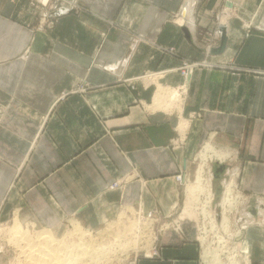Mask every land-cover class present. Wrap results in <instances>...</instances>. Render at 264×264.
Returning a JSON list of instances; mask_svg holds the SVG:
<instances>
[{
    "label": "crops",
    "instance_id": "1",
    "mask_svg": "<svg viewBox=\"0 0 264 264\" xmlns=\"http://www.w3.org/2000/svg\"><path fill=\"white\" fill-rule=\"evenodd\" d=\"M62 1L47 24L29 0H0V220L62 236L138 202L173 216L178 176L210 146L245 197L241 250L264 264V220L247 218L264 213V0ZM187 61L211 66L185 80ZM198 228L184 217L137 264H201Z\"/></svg>",
    "mask_w": 264,
    "mask_h": 264
},
{
    "label": "built area",
    "instance_id": "2",
    "mask_svg": "<svg viewBox=\"0 0 264 264\" xmlns=\"http://www.w3.org/2000/svg\"><path fill=\"white\" fill-rule=\"evenodd\" d=\"M10 1L15 2L16 0ZM29 1L32 5L38 6L43 10L44 15L41 19L47 24L52 23L55 20L59 11L69 9V6H67L62 0ZM225 1L231 2V0ZM169 51L173 53V49H169ZM209 66L211 65L204 61H187L181 67V74L185 77V80H187V76L193 69ZM143 77L151 78L149 74ZM185 80L175 91L179 97H182L186 93L187 83ZM184 175H179L178 180H180V182L183 181L185 185L186 179ZM134 178H136V175L132 173L126 174L115 180L110 187L114 189H123L124 186ZM231 186V197L234 196L236 199L238 198L239 203L243 202L245 197L242 195L238 184L235 181H232ZM204 199V195L199 197V203H197L199 205V207H197L199 211L204 205ZM200 215L204 220L209 222L206 217H203L202 214ZM171 217L172 216H156L152 211H145L142 208V205L138 202L135 205L122 207L115 220L109 222L103 228L93 231V233H96L94 237L90 235H84V237H77L73 235L70 237L69 235H66L65 237L68 241L74 240L75 242H84L86 245L94 244V246H97L96 244H103L102 246L104 249L100 246V251L95 253L96 257L100 260V262L97 264H137L140 258L158 257V243L162 233L169 229H173L177 233H182L181 218L178 217V219L175 220H168ZM197 220L199 221V219ZM208 222V227L212 229L210 223ZM135 223L137 224L136 226H134ZM200 223L201 224H199L198 233L199 236L202 235L201 238L204 240L207 237L206 232H209V230H207L206 227L202 225L203 222ZM111 226H113L112 229H110ZM132 226L134 227L132 228ZM72 229L73 227H71L69 230ZM213 230H215L216 233L212 232V238H214L212 241V251L214 250L217 252L221 262L224 259L228 260V257L232 256L239 260L241 264H250L248 253L239 248L237 249V244L240 243V234H234L235 236L232 235L228 237L219 229ZM65 233H68V231ZM65 233L57 239L63 238ZM68 236L70 238H68ZM200 244L204 251L202 240H200ZM81 261L82 264H96L90 262L89 259H84ZM200 261L201 264H206L203 257Z\"/></svg>",
    "mask_w": 264,
    "mask_h": 264
},
{
    "label": "bare ground",
    "instance_id": "3",
    "mask_svg": "<svg viewBox=\"0 0 264 264\" xmlns=\"http://www.w3.org/2000/svg\"><path fill=\"white\" fill-rule=\"evenodd\" d=\"M170 96L173 97V95ZM163 105H165V103ZM182 121L183 122L181 123L180 126L181 130L184 129L183 128L184 120ZM206 155L207 157H214L216 159H221L224 157L221 153L217 151L214 152L210 146L204 147L203 151H201V156H206ZM207 173L208 172L207 171L205 172L203 167L200 166L196 172L195 180L192 182H189L187 180L185 181L186 202H185V208L183 210V214L190 216L192 212L191 205L193 204L194 206L196 200L198 201L199 197L201 195H204L205 204L203 205L199 213L202 214L203 217H206V219L209 220L208 223H210L212 229L216 228L222 232L224 231L226 232L227 229L229 228L228 227L229 221H231L230 220L231 217H229L230 213L236 210L237 208L236 205L239 204V200L238 198L236 199L234 196L231 197L232 181L231 180L228 181L226 183V186H224L225 187L223 192L224 195L221 200L222 212L220 214L221 215L220 226H218L217 225L218 218L216 219L215 214L211 211L212 209L210 208V204L213 199V194L211 191L210 180L208 179V177H206L209 176L210 173L209 175H205ZM209 208L211 210H209ZM136 225L137 224L135 223L134 226ZM134 226H132V228ZM110 229H112V226L110 227ZM0 230L1 231L3 230L2 227L0 228ZM68 234L69 236L73 235L77 237H84V235H90L93 237L96 235L95 232L93 233V231L86 230L75 224L72 231L68 232ZM5 235L7 236L9 243L15 245L18 249L21 250V253L25 257V260L28 261L27 262L28 264H79V262L82 263L81 260L84 259H89L90 262L97 264L100 262V260L96 257L95 253L100 251L99 249L100 246L101 248L104 249V247L102 246L103 244L94 246L92 244L86 245L84 242H79V243L69 242L68 240H66L67 239L65 237L66 235L63 236V238L57 239L54 237L51 231L45 229L37 232L31 230L27 231L26 229H22L19 221L16 219H14L12 226L6 228ZM203 259L206 264H241L239 260H237L232 256H229L228 260L225 263L221 262L217 252L214 250L212 251L207 245L203 251Z\"/></svg>",
    "mask_w": 264,
    "mask_h": 264
},
{
    "label": "rangeland",
    "instance_id": "4",
    "mask_svg": "<svg viewBox=\"0 0 264 264\" xmlns=\"http://www.w3.org/2000/svg\"><path fill=\"white\" fill-rule=\"evenodd\" d=\"M235 2H236V0H231L232 5ZM176 89L177 88L173 89L171 91V93H172L173 97L175 96V98H179L178 94H175ZM203 149H204V147H203ZM203 149L201 151H203ZM201 151L198 153L197 157L191 162L190 170L188 172V176L186 177V180L189 182L194 181L195 176H196V172L200 166L203 167L205 172L206 171L208 172L205 175H209V173H210L209 176H206L210 180L211 191L213 194V199H212V202L210 204V208L212 210L210 208H209V210H211L215 214L216 219L218 218L217 225L220 226V216H221L220 214L222 212V206H221L222 201L221 200H222V197L224 195V193H223L224 189H225L224 186H226V183L228 181H230V180L234 181V179H232V177H233L232 174L225 175V171L227 172V169H229V167H230V162L225 161V160L219 161L218 159H216L214 157H207V155L201 156ZM203 157L206 161L203 159ZM206 163H207V165H206ZM204 165H205V167H204ZM220 169L224 170V173H220V171H218ZM219 188H222V191L220 193H217V189H219ZM185 189H186V187L183 184L182 204L179 207V209L175 212V214L171 218H169L168 220H171V219L175 220V219H178V217L181 218V220H183L184 217H190L192 219H196V218L199 219L200 222H203L202 225H204L206 227V229L209 230V232H206L207 237L204 239V241L201 238L202 235L199 236V238H200V240H202V244H203L204 248L207 245L212 250V241L214 240V238H212V236H213L212 232L216 233L215 230L213 231V229H216V228L210 229L207 225L208 221L204 220L202 218V216L199 214V210L197 209V207H199V205L197 204V203H199V199H198V201L196 200V203L194 204V206H193V204L191 205L192 212H191L190 216L183 214V210L185 208V202H186ZM236 207H237L236 210H234L230 213L229 217H231L230 218L231 221H229V224H228L229 228L227 229L226 232L224 231L225 234L228 233L227 234L228 237L232 236L234 234H236V235L241 234V231L239 232L238 226L237 227L235 226L237 219H238V217H236V215H238V213H244V211H246V210H245V207L242 204V202L237 204ZM248 217H250L251 219H254L256 222L259 223L260 221L264 220V213H262L256 217H252V215L250 213H247V218ZM14 219H16V220L18 219L16 214L8 216L7 218H5V220H0V228L2 227V229H3L2 231L0 230L1 231L0 232V264H28L27 263L28 261L25 260V257L21 253V250L18 249L15 245L9 243L7 236L5 235L6 228L12 226ZM200 222H199V224H201ZM19 223H20V220H19ZM20 225H21L22 229H26L27 231L31 230V231L37 232V231L44 230L43 228H39V227L30 225V224H23L22 222L20 223ZM70 231H72V230H68V232H70ZM221 234H223V233H221ZM65 235H69V234L65 233ZM203 236H205V235H203ZM54 237L58 238L60 236L54 235ZM70 237H68V238H70ZM69 242H75V241L73 240V241H69ZM77 243H79V241ZM96 245H99V244H96ZM100 245H102V244H100ZM237 245H238L237 249L238 248L241 249L240 245L239 244H237ZM140 250H142V249H140ZM226 261H227V259H224L222 262L225 263ZM79 264H82V263L79 262Z\"/></svg>",
    "mask_w": 264,
    "mask_h": 264
},
{
    "label": "water",
    "instance_id": "5",
    "mask_svg": "<svg viewBox=\"0 0 264 264\" xmlns=\"http://www.w3.org/2000/svg\"><path fill=\"white\" fill-rule=\"evenodd\" d=\"M228 5L231 6L232 3L231 2H228ZM225 28L222 27L221 28V42H220V47L218 48L217 51H221L223 48H224V44H225V39H226V35H225Z\"/></svg>",
    "mask_w": 264,
    "mask_h": 264
}]
</instances>
